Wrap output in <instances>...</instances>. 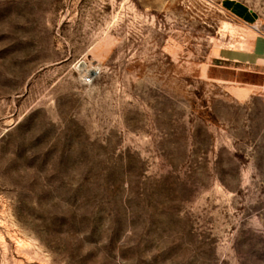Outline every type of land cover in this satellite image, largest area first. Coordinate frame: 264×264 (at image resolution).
<instances>
[{"label":"rangeland","instance_id":"rangeland-1","mask_svg":"<svg viewBox=\"0 0 264 264\" xmlns=\"http://www.w3.org/2000/svg\"><path fill=\"white\" fill-rule=\"evenodd\" d=\"M255 38L264 0H0V264H264Z\"/></svg>","mask_w":264,"mask_h":264},{"label":"crops","instance_id":"crops-1","mask_svg":"<svg viewBox=\"0 0 264 264\" xmlns=\"http://www.w3.org/2000/svg\"><path fill=\"white\" fill-rule=\"evenodd\" d=\"M240 4L250 10L254 15L252 9L243 3ZM225 7L228 12L235 15L238 19L244 22L250 21L236 14L231 7ZM217 57L223 61L230 62V64H242L245 70V76L250 79V85L258 86L264 82V40L255 38L248 49L220 50Z\"/></svg>","mask_w":264,"mask_h":264},{"label":"built area","instance_id":"built-area-1","mask_svg":"<svg viewBox=\"0 0 264 264\" xmlns=\"http://www.w3.org/2000/svg\"><path fill=\"white\" fill-rule=\"evenodd\" d=\"M87 80H88V81L90 80L89 76H88Z\"/></svg>","mask_w":264,"mask_h":264}]
</instances>
